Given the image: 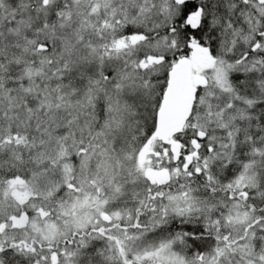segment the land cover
<instances>
[{"label":"snow or ice","instance_id":"snow-or-ice-1","mask_svg":"<svg viewBox=\"0 0 264 264\" xmlns=\"http://www.w3.org/2000/svg\"><path fill=\"white\" fill-rule=\"evenodd\" d=\"M0 264H264V0H0Z\"/></svg>","mask_w":264,"mask_h":264}]
</instances>
